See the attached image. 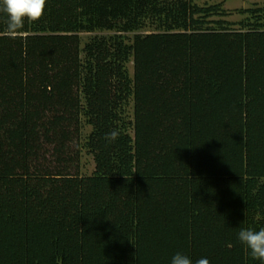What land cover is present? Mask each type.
<instances>
[{
    "label": "trees",
    "instance_id": "trees-1",
    "mask_svg": "<svg viewBox=\"0 0 264 264\" xmlns=\"http://www.w3.org/2000/svg\"><path fill=\"white\" fill-rule=\"evenodd\" d=\"M198 1L46 0L15 37L0 12V264H261L264 4L233 30Z\"/></svg>",
    "mask_w": 264,
    "mask_h": 264
},
{
    "label": "clouds",
    "instance_id": "clouds-1",
    "mask_svg": "<svg viewBox=\"0 0 264 264\" xmlns=\"http://www.w3.org/2000/svg\"><path fill=\"white\" fill-rule=\"evenodd\" d=\"M45 6L46 0H0V12L8 17L2 35L8 37L19 35L25 21L34 23L42 18ZM118 136L119 132L113 130L105 136V139L114 141ZM238 239L246 246L253 259L264 264V228L259 231L243 229L239 232ZM57 264H60L59 258ZM171 264H193V262L188 256L178 252L172 257ZM195 264H210V262L206 258H200Z\"/></svg>",
    "mask_w": 264,
    "mask_h": 264
},
{
    "label": "rangeland",
    "instance_id": "rangeland-1",
    "mask_svg": "<svg viewBox=\"0 0 264 264\" xmlns=\"http://www.w3.org/2000/svg\"><path fill=\"white\" fill-rule=\"evenodd\" d=\"M200 7H210L218 6V12L206 18L208 23L207 27H213L214 21H223L229 25L230 29L238 30L239 23L244 21L246 18L245 14H241L243 10L250 9L255 5L264 4V0H200L196 3ZM154 32V26H148L147 29L138 30L135 32L127 33L125 36L131 40L134 35H144L147 33ZM113 32H96V33H80L79 37L83 42L87 40L88 37L99 35V36H111ZM128 74H132V64L131 62L126 65ZM125 116L127 120L132 119V103L129 101V104L125 108ZM80 136L79 142L82 144L85 141L87 134L90 132V128L86 126L83 120L80 119ZM132 135V132H130ZM78 174L79 176H90L94 171V163L92 157L85 151L81 150L79 155L78 163Z\"/></svg>",
    "mask_w": 264,
    "mask_h": 264
}]
</instances>
